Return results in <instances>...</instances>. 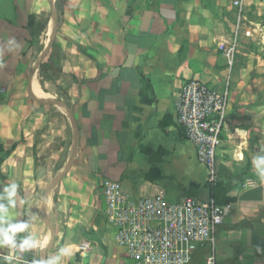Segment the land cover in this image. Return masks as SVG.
I'll return each mask as SVG.
<instances>
[{
	"label": "crops",
	"instance_id": "obj_1",
	"mask_svg": "<svg viewBox=\"0 0 264 264\" xmlns=\"http://www.w3.org/2000/svg\"><path fill=\"white\" fill-rule=\"evenodd\" d=\"M54 4L57 37L34 83L69 107L78 154L51 196L55 239L44 260L67 248L60 264L131 263L103 215L102 184L109 180L135 198L215 201L226 210L215 238L218 264H264V177L253 165L264 156V0ZM51 12L49 0H0V82L7 89L0 105V193L17 185L8 219L29 224L15 234L17 243L29 235L47 241L23 252L2 246L0 264H9L4 256L15 258L11 264L42 260L51 241L46 192L72 156L67 114L35 100L30 89L50 38ZM233 43L229 68L225 51ZM193 79L229 88L214 197L175 110L180 88ZM206 252L200 249L192 264H203Z\"/></svg>",
	"mask_w": 264,
	"mask_h": 264
},
{
	"label": "built area",
	"instance_id": "obj_2",
	"mask_svg": "<svg viewBox=\"0 0 264 264\" xmlns=\"http://www.w3.org/2000/svg\"><path fill=\"white\" fill-rule=\"evenodd\" d=\"M234 4L241 7L240 1ZM246 36L251 33L246 32ZM235 53L233 43L225 51L229 68ZM6 94L0 82V105ZM228 104V85L219 90L194 79L183 83L175 104L178 122L196 150L198 163L207 170L208 184L213 186L218 180ZM102 198L104 218L117 245L127 252L130 264H192L194 255L203 248H207L203 264H218L215 238L226 210L215 201L185 197L172 202L160 195L135 198L120 183L109 180L102 184ZM34 261L38 260L27 259L22 264Z\"/></svg>",
	"mask_w": 264,
	"mask_h": 264
},
{
	"label": "clouds",
	"instance_id": "obj_3",
	"mask_svg": "<svg viewBox=\"0 0 264 264\" xmlns=\"http://www.w3.org/2000/svg\"><path fill=\"white\" fill-rule=\"evenodd\" d=\"M253 165L261 177H264V156L257 155L253 159ZM17 195V185L10 184L3 188V193H0V201H6V203L0 202V247L9 246L11 249H19L21 252L33 249L36 247L43 248L47 241L43 243L39 242L33 236L29 235L24 237L19 243L16 241L15 234L25 231L29 224L28 222L12 223L8 219L9 208L15 206V197ZM23 203V201H21ZM7 225V226H4ZM70 255V251L67 248H61L54 258H48L46 260L34 261L33 264H60L63 256ZM4 259L11 261L12 256H5Z\"/></svg>",
	"mask_w": 264,
	"mask_h": 264
},
{
	"label": "water",
	"instance_id": "obj_4",
	"mask_svg": "<svg viewBox=\"0 0 264 264\" xmlns=\"http://www.w3.org/2000/svg\"><path fill=\"white\" fill-rule=\"evenodd\" d=\"M49 1L51 4V10H52V12H51L52 27H51L50 38H49V41H48L44 51L41 54L39 60L36 63L35 68L32 71L30 89L32 91V94H33L35 100H37L38 102L43 103V104L54 105V106L62 109L64 112H66V114L69 118L71 128H72L73 143H72L71 159L56 174L55 178L50 183V185L47 189V192H46L44 219H45V222H46V224L49 228V231H50L51 241H50L49 245L45 249L42 250V260H44L47 253L51 250L54 239H55V230H54V227L50 221V200H51L52 193H53L55 187L60 183L63 176L67 173L68 169L73 164V162L75 161L77 154H78V131H77V127H76L74 117H73L69 107L67 106V104L65 102H63L62 100H55V99L44 100L38 94H36V92L34 90V75L40 69L42 63L48 57V55H49V53H50V51H51V49L55 43L56 37H57L58 12H57V9L55 7L54 0H49Z\"/></svg>",
	"mask_w": 264,
	"mask_h": 264
},
{
	"label": "bare ground",
	"instance_id": "obj_5",
	"mask_svg": "<svg viewBox=\"0 0 264 264\" xmlns=\"http://www.w3.org/2000/svg\"><path fill=\"white\" fill-rule=\"evenodd\" d=\"M34 87H35L36 91L38 92V94H39L44 100H46V99H51V97H49L48 95H46L45 93H43V92L40 90V88H39V86H38L37 83H34Z\"/></svg>",
	"mask_w": 264,
	"mask_h": 264
},
{
	"label": "rangeland",
	"instance_id": "obj_6",
	"mask_svg": "<svg viewBox=\"0 0 264 264\" xmlns=\"http://www.w3.org/2000/svg\"><path fill=\"white\" fill-rule=\"evenodd\" d=\"M48 41H49V37H48ZM51 99L61 100V98H58V97H51ZM48 106H50L51 110H54L56 112H59V113L64 112L62 109H60V108H58V107H56L54 105H48ZM63 114H66V113L64 112ZM57 169H59V168H57Z\"/></svg>",
	"mask_w": 264,
	"mask_h": 264
},
{
	"label": "trees",
	"instance_id": "obj_7",
	"mask_svg": "<svg viewBox=\"0 0 264 264\" xmlns=\"http://www.w3.org/2000/svg\"><path fill=\"white\" fill-rule=\"evenodd\" d=\"M50 58H51V55H50L49 59H50ZM49 59H48V61H46L45 63H43V65L41 66V68H42L43 70L46 69L47 64H48V62H49ZM210 188H211V196L214 197V186H213V185H210Z\"/></svg>",
	"mask_w": 264,
	"mask_h": 264
}]
</instances>
